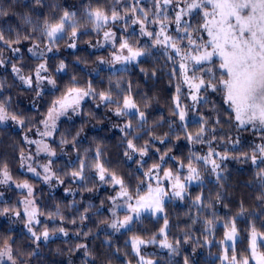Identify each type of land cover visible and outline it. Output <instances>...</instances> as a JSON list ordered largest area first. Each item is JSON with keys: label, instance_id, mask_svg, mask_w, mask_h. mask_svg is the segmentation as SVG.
I'll return each mask as SVG.
<instances>
[{"label": "snow or ice", "instance_id": "1", "mask_svg": "<svg viewBox=\"0 0 264 264\" xmlns=\"http://www.w3.org/2000/svg\"><path fill=\"white\" fill-rule=\"evenodd\" d=\"M32 4L44 7V0H31ZM142 0H111V7L106 4L91 3L84 6L81 17L76 10L69 7H61L59 4H52L48 7L50 11L47 15L33 19L32 14L26 13L20 17L21 22L30 26V32L21 37L19 29L0 26V57L4 49L13 53H19L21 49L14 47L19 45L21 40L32 41L31 47L27 49L33 57L43 62L38 63L31 74L24 75L22 68L13 63L12 73L24 86L35 92L37 97L43 93L45 82L56 88V80L49 72L47 54L59 51V43L68 37L67 47L75 49L77 39L86 31L87 25H91L93 31L98 35L102 33L103 43L97 41L99 47L110 45L112 53L110 58H99V64H108L115 70L116 65H128L140 63V58L151 53V47L162 46L164 54L172 62L170 75L180 77L176 85V94L172 100L170 109L171 116L175 119L165 121L161 116L159 121H153L150 130V139L143 145L137 142L143 138L145 125L148 124V113L146 109L151 106L150 99L143 98V109L133 94L131 82L124 88L120 81L115 84V89L110 87L107 90L97 91L91 81L85 86H81L76 77L64 88L60 96L52 100L47 112L38 124L43 125V130L36 127V134L41 139H31L28 135L23 137L25 143L36 145V153L46 154L55 157L57 152L48 143L46 137H51L57 131V122L69 113L79 115L82 102L85 98L98 99L96 105H103L108 108L111 114L121 118L122 124H113L123 134L121 144L124 147L123 156L137 164V170L142 169L146 163L150 148L155 141L164 144L169 139V133L177 129L183 131V138L190 145L206 144L208 151L206 154H197L190 149V156L187 161H180L175 168H165L169 160H175V156H170L169 149L159 155L158 162L153 163L150 168L143 171L137 177L135 190L131 187L130 180L119 175L109 166V162L103 159L104 153L97 146L94 155L89 158V151H84L83 157L77 148V137L80 133L69 141L66 137L60 141L61 150L63 145L71 143L73 150L77 152L76 160H69L66 164L70 170L64 172L65 176H70L73 183H79L85 191L92 192L95 187H86L90 179H96L101 185H111L114 195L108 197L109 207L106 209L109 217L100 221L106 229H111L112 233L121 230L132 231L133 225L140 220L143 214L158 216L164 213L166 199L185 200L189 197L188 189L194 183L203 185L204 179L200 165L205 171L214 175L219 184L223 179L222 173L226 170L224 161L228 159L248 160L256 166L255 177L259 181L260 195L258 200L264 204V0H152V7L148 9L141 7ZM174 15H168L169 9ZM8 9L0 6V17L12 15ZM195 21V23H193ZM175 25V35L169 34L171 25ZM139 25V36H148L152 39V46H139V39L134 26ZM149 25H158V31L148 30ZM132 31L129 32V28ZM117 28L121 33L119 36ZM70 33V35H69ZM6 61L0 58V67ZM66 64L60 61L55 71L63 72ZM126 71V69H123ZM142 72L146 70L141 68ZM155 76L156 72L153 71ZM187 87L185 94L183 89ZM4 90L3 82H0V92ZM210 93L220 96V106L216 102L210 101ZM190 99L191 104H183L181 97ZM11 97L0 98V124L9 120L13 121L21 128L26 127L25 118L22 115L9 111ZM212 103V111L215 117L205 116L199 113V107ZM195 111L199 115V128L196 131H189V112ZM222 117H227L223 119ZM126 118V119H125ZM212 120L211 127L209 122ZM178 121V123H177ZM167 122L169 132L163 136L155 134L156 128ZM224 123L234 127L238 132L248 131L249 126L254 131L261 132V143L251 146L250 151H242L237 146L240 145V138H228L231 144V152L225 149L218 152L212 147L213 141L224 140V137H217V127ZM28 131H32L28 128ZM148 134V133H145ZM210 137V138H206ZM181 137L176 136L179 140ZM159 152V149H156ZM239 152V155L231 154ZM139 157L134 159V157ZM33 155H25L23 150L20 153L21 167L25 166L27 160H32ZM54 160L49 159L46 164L39 165L42 172L37 171L31 164L27 165V171L43 179L45 183L56 180L63 184L64 180L53 170ZM186 169V174H185ZM94 173V177H89L88 173ZM13 176L10 173L7 163L0 164V185H10L13 183ZM19 189H26V197L17 202L19 206L4 207L0 209V216L22 220L27 230V239L35 245L27 253L28 259H23L22 250L15 247L16 241L10 236L0 235V264H30L31 258L39 254L42 243H47L58 234L64 237L69 235L63 226L49 228L44 224L40 216L45 215L37 207L34 197L33 187L27 180L15 185ZM222 187V185H221ZM71 189H65L70 192ZM3 193H0L2 196ZM222 199L221 193H216V201ZM192 206L198 210L203 208H213L212 203L204 204L202 195H197L192 200ZM90 207H86L79 215V221L90 219L88 213ZM104 201H101L100 208L96 209L97 215H102L101 208ZM244 209H241L243 212ZM121 213H123L121 217ZM59 217L61 222L66 218L60 214L59 207L55 213H47V218L55 220ZM215 212L212 217L203 218L204 232L211 234L218 222ZM76 224V219L70 221ZM198 221L193 220L196 224ZM225 229L223 239L219 242L222 245V254L219 259L221 264H264V232L257 231L255 226L251 228L248 240L246 255H238L236 242L239 236L235 219L226 221L223 224ZM168 219L164 217L163 227L158 233H154L150 238L145 239L139 235H133L130 239L131 249L138 257L137 264H160L158 259L151 255L142 254V246L158 245L160 249H166L168 256L175 257L180 253V239H169ZM83 235L85 238L91 234V230L81 233L77 231L76 236ZM107 234V233H106ZM110 235V234H108ZM162 237L158 239L157 237ZM191 237L185 235L183 243H188ZM110 244V240L104 241ZM211 243L205 239V244ZM84 249V256L91 257L95 261L88 245L78 243L75 250ZM231 253V254H229ZM155 255V254H152ZM85 264H89L86 260ZM171 264V262H170ZM183 264H192L189 256H184Z\"/></svg>", "mask_w": 264, "mask_h": 264}, {"label": "trees", "instance_id": "2", "mask_svg": "<svg viewBox=\"0 0 264 264\" xmlns=\"http://www.w3.org/2000/svg\"><path fill=\"white\" fill-rule=\"evenodd\" d=\"M97 2L111 7V0H44V7L32 4L31 0H0V6L14 13L0 17V26L18 28L21 37H23L30 32V26L23 24L20 17L30 13L35 20L37 17L47 15L50 11L48 6L52 4H59L61 7L76 10L81 17V23L84 24L82 18L84 6L89 3L95 6ZM140 6L151 9L152 0H142ZM114 29L119 36L121 34L119 30ZM131 31L132 28L130 27L129 32ZM135 32L139 39V46H152L150 41L143 40L139 36L136 28ZM82 33L77 39L78 47L74 51H67L64 56L54 55L48 58L49 72L56 80V88L45 91L38 101L33 91L23 87L22 82L16 78L10 68L0 71V82L4 84V90L0 92V98L10 96L9 111L22 115L26 121V127L24 128L0 125V164L7 163L13 180L18 182L27 180L36 185L37 207L45 213V215L40 216L41 221L47 224L50 229L63 226L69 233L67 237L61 235L52 238L46 244L42 243L39 254L31 258L30 264H85L86 260L89 261V264H137L138 257L131 249V237L139 235L145 239L150 238L163 227L165 216L168 219L169 239H180L181 245L179 255L171 258L168 256V251L163 253L152 252L150 254L152 258L158 259L160 264H170V262L171 264H183L184 256H189L192 264H221L219 257L222 254V245L219 242L223 239L225 231L223 224L232 219H235L239 232L236 250L246 255L245 250L248 247L251 228L255 226L257 231L264 232V204L257 199L261 189L259 181L255 177L256 166L250 160L247 162L235 159L224 161L226 170L222 173L224 179L219 184L216 182L215 176L210 175L208 171H205L204 166L200 165L204 183L203 185L195 183L189 187L190 198L183 201L171 199L165 203V210L162 215L143 214L140 220L133 225L132 231L125 232L121 230L118 233L102 231L104 225L100 223L101 220L109 217L106 210L109 207L108 197L114 195L111 185H101L98 180L90 179L86 187H95V190L88 192L84 190L81 184L73 183L70 176L63 174L70 170L66 167V164L69 160H76L77 152L73 150L71 143L63 145V150H61L60 141L65 137L71 141L79 132L80 135L76 139L81 157H83L84 151L88 149L90 150L88 155L91 158L95 153V149L99 146L104 153L103 159L109 162V166L119 175L125 177L126 180H130L131 187L135 190L137 177L150 168L153 163L158 162L159 155L169 149H171L169 155L175 156L176 159L169 160L164 167H171L174 170L180 161L186 163L191 154L190 149L197 154L207 153L208 146L206 144L190 145L183 138V131L179 129L169 133V139L164 144H160L159 141L153 143L148 156L144 158L146 161L144 167L138 171L137 164L123 156L124 147L121 144L123 134L118 128L112 127L109 123L111 117L119 119L117 124H120L121 119L113 116L109 109L103 105L97 107L98 99L85 98L79 116L74 119L60 120L54 134V140L51 143V147L60 154L59 157L54 159L52 167L64 180V183L57 185L56 181L54 185L56 187L49 188L21 169V150L25 153L28 149L23 139L24 133L29 132L28 128L33 129L38 124V121L47 112L52 100L61 95L64 88L72 81L73 76L76 77L81 86H85L91 81L97 91L109 89L110 81L113 89H115L117 81H120L124 88H127L128 82H131L133 94L136 100L140 102L142 109V97L150 99L151 106L146 109L148 124L145 125L144 133H141L143 138L137 142L139 145H143L145 141L150 139L153 121H159L161 116L164 117L165 121L175 119L171 116L170 109L180 77L178 74L175 77L170 75L173 65L165 56L164 49L156 46L151 47V53L141 57L138 65L132 63L115 70H112V68H99L96 73H92L91 71L98 68V59L108 58L112 49L91 50L90 45L96 43L102 37V33L98 35L92 30L91 25H87L86 31L82 29ZM68 42L66 36L64 40L60 41L59 49H64ZM29 44H32V41L21 40L19 45H14V47L21 49V54L16 56L5 48L0 58L10 57L17 65L22 66L25 74L29 75L39 62L27 51V45ZM61 60L66 64V68L63 72L57 73L55 69ZM141 68L145 69L146 73L142 72ZM123 69H126V71ZM153 71L156 72L155 76L152 75ZM183 91L186 94L187 87ZM208 99L216 102L218 107L220 106V96L217 94L210 93ZM32 101H35L36 107L30 106ZM181 101L183 104L192 103L190 99H185L183 96ZM199 113L211 116L213 119L215 117V113L212 111V103L199 107ZM222 118L227 119V117ZM198 120L199 115L195 111H190L188 118L189 131H196L199 128ZM211 124L212 120L209 122V127H211ZM167 132H169V125L165 122L156 128L155 134L163 136ZM177 135L181 137L179 140L176 139ZM216 135L218 138L224 137L222 141L219 139L213 141L212 147L216 148L218 152H223L225 149L231 152L232 146L227 142L229 137L232 139L240 138L241 143L237 147L242 151H250L251 146L262 142L260 139L261 133L258 134L251 127L248 131L238 132L227 123L217 127ZM156 149H159V152ZM231 154L239 155V152ZM138 158V156L134 157V159ZM88 175L94 177L92 172H89ZM65 189H71V191L66 193ZM218 191L222 196L219 202L216 201ZM197 195L203 196L205 205L212 203L214 207H205L203 210L193 207L192 200ZM22 197V191L10 188L8 197L0 199V209L15 206L22 209V204L17 205ZM101 201H104V207L101 208L102 215H97L96 209L100 208ZM89 206H91L88 213L90 219L81 223L79 215L84 208ZM57 207H59L60 214L66 218L63 222L59 217H56L55 220L47 218V213H55ZM242 208L244 209L243 212H241ZM213 212L219 220L215 224L213 232L208 234L204 232L203 218H211ZM72 219H76L77 223L72 224L70 222ZM194 219L198 221L196 224L192 223ZM23 224L22 220L0 216V235L10 236L14 239L16 241L15 247L22 250L23 259L27 260V253L35 245H32L31 241L27 239V231L23 229ZM89 230H91V234L86 238L82 234L79 237L75 235L77 231L83 233ZM186 234L191 239L188 243H183ZM157 238L161 239L162 237L158 236ZM205 239L211 243L205 244ZM106 240H110L111 243H104ZM78 243L88 245L93 256H95L94 262L91 257L84 256V249L75 250Z\"/></svg>", "mask_w": 264, "mask_h": 264}, {"label": "rangeland", "instance_id": "3", "mask_svg": "<svg viewBox=\"0 0 264 264\" xmlns=\"http://www.w3.org/2000/svg\"><path fill=\"white\" fill-rule=\"evenodd\" d=\"M168 15H170V16L174 15V12H173V10H172L171 8H170L169 11H168ZM135 28H136V30H138V32H139V25H136ZM174 28H175V25H174V24L170 26V29H169V34H170V35H173V36L175 35ZM153 29H155V30L158 31V30H159V29H158V25H149L148 30H149V31H152ZM114 31H115V29H114ZM141 37H142L143 40L150 41V43H152V39H151L150 37H148V36H141ZM97 41H100L101 43H103L102 37H101L100 39H98ZM97 41H96V43L90 45L91 50H93V51H99V50H102V49H104V48H111L110 45H105L104 47L96 46V45H97ZM29 47H31V44L27 45V49H28ZM77 47H78V45H77ZM77 47H76V48H77ZM156 47H157V48H161V49H163V47H162V46H159V45H157ZM76 48H75V49H76ZM75 49L68 48V47L66 46L64 49H59V51H54L53 53H48V54H47V63H48V58H49L50 56H54V55H62V56H64L65 53H66L67 51H74ZM111 49H112V48H111ZM111 53H112V50H111V52L109 53L108 58H110ZM14 54H15L16 56H18L19 54H21V51H20L19 53H14ZM29 54L31 55V53H29ZM31 56H32V55H31ZM32 57H33V56H32ZM33 58H35V57H33ZM3 59L6 61V64H5L4 66L0 67V71L3 70V69H6V68H10V69H11L12 64L15 63L14 60H12L10 57H5V58H3ZM41 62H43V61L39 60L38 63H41ZM38 63H37V64H38ZM15 64H16V63H15ZM17 66H19V67L22 68L21 65H17ZM121 67H124V65H122V64H118V65H116V68H115V69H118V68H121ZM48 68H49V65H48ZM99 68H111V67H110L108 64H99V63H98V68H97L96 70L91 71V72H92V73H96V72L98 71ZM112 70H114V69H112ZM22 71H23V74L27 76V74L24 73L23 68H22ZM22 85H23V84H22ZM23 87L27 88V87L24 86V85H23ZM42 87H43V93H44L45 91H48V90H50V89H53L52 85L47 84V82H45L44 85H43ZM27 89H28V88H27ZM29 90H31V89H29ZM32 91H33V90H32ZM33 93L35 94L34 91H33ZM43 93H42V94H43ZM35 98H36L37 101H38L39 97H37L36 94H35ZM84 101H85V100H84ZM84 101L82 102V105H83ZM82 105H81V107H82ZM30 106L36 107L37 104H35V101H32V102H30ZM80 111H81V110H80ZM79 115H80V114H79ZM79 115H74V114H71V112H70V113H69V116H63V117L60 118V120H62V119H74L75 117H77V116H79ZM120 119H121V118H120ZM60 120L57 122V127H58V125H59ZM118 120H119V119H114L113 117H111V118L109 119V123H110V125L112 126L113 124H117V123L119 122ZM123 122H124V121L121 119L120 124H122ZM0 125H2V126H13V127H15V128H20V126L16 125V124H15L13 121H11V120H9L8 122H6V123H4V124H0ZM36 127H39L41 130H43V125L37 124V125L32 129V131L25 132V133H24V136H25V135H28L29 138H31V139H37V140L41 139V137H39V136L36 134V131H35ZM112 127H113V126H112ZM249 127H250V126H249ZM256 132H258V134L261 133V132H259V131H256ZM54 134H55V133H54ZM261 134H262V133H261ZM44 139H45V142L48 143V144L51 146V143H52V141L54 140V135L51 136V137H46V138H44ZM26 144H27V143H26ZM27 147H28V149H27V151H26L24 154H25L26 156L29 155V154H32V155H33V159H32V160H27V161L25 162V166H24V167H21V169H22L25 173H27L29 176H31V177H33V178H35V179H37V180H40V181L42 182L43 185H46V186L49 187V188H51V187H56V186H54L55 183H56V180H52L50 183H45V182L43 181L42 178L35 176V175H34L33 173H31V172H28V171H27V165H28V164H31L33 167H36V168H37V171H39V172H41V173L43 174V172H42V168L39 167V165L46 164V163L48 162L49 159L54 160L55 158L59 157L60 154L57 152V155H56L55 157H49V156H47L46 154L41 153V154H39V155L37 156V155H34V154L36 153V145H29V144H27ZM52 168H53V167H52ZM53 170H54V169H53ZM22 182H23V181H22ZM22 182H18V181H15V180H14V182H13V183H10V185H0V193H3V195L0 197V199H2V198H7V197H8V192L10 191V188H16L18 191H22V192H23V197H22V199H21V200H23V199L26 197V195H27V190H26V189H19V188H17V187L15 186L16 183H22ZM28 183H29L30 185H32V187H33V192H34V197H33V198L36 200V204H37V198H36L37 188H36V185H35L34 183L30 182V181H28ZM195 183H196V182H194L192 185H194ZM57 185H59V183H57ZM6 190H7V191H6ZM114 194H115V193H114ZM173 199H175V198H173ZM169 200H171V199H166V202L169 201ZM166 202H165V203H166ZM122 215H123V213H121V217H122ZM159 215H162V214H159ZM15 220H16V219H15ZM17 224L19 225V223H17ZM22 226H23V229L26 230L25 227H24V224H23ZM26 231H27V230H26ZM102 231L112 232L111 229H106L105 226L102 227ZM57 236H61V235L58 234ZM57 236H56V237H57ZM54 238H55V237H54ZM237 240H238V239H237ZM261 250L264 251V249H261ZM141 251H142V254H144V255H150L152 252H153V253H163V252H165V251H167V250H166V249H160V248L158 247V245H152V246H151V245H148L147 247H143V246H142ZM236 251H237V250H236ZM229 254H231V253H229ZM237 254H238V255H244L242 252H238V251H237Z\"/></svg>", "mask_w": 264, "mask_h": 264}]
</instances>
